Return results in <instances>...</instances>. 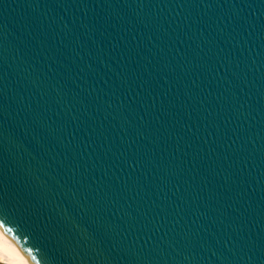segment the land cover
<instances>
[{
  "label": "water",
  "instance_id": "obj_1",
  "mask_svg": "<svg viewBox=\"0 0 264 264\" xmlns=\"http://www.w3.org/2000/svg\"><path fill=\"white\" fill-rule=\"evenodd\" d=\"M0 226L35 264H264V0H0Z\"/></svg>",
  "mask_w": 264,
  "mask_h": 264
},
{
  "label": "bare ground",
  "instance_id": "obj_2",
  "mask_svg": "<svg viewBox=\"0 0 264 264\" xmlns=\"http://www.w3.org/2000/svg\"><path fill=\"white\" fill-rule=\"evenodd\" d=\"M0 264H35L1 226Z\"/></svg>",
  "mask_w": 264,
  "mask_h": 264
}]
</instances>
